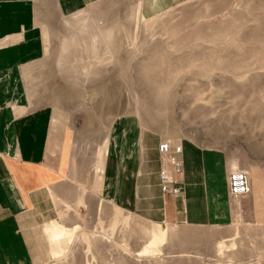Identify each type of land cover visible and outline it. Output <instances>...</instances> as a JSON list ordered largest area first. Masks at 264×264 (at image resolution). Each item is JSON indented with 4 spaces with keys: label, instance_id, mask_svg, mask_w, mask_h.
I'll use <instances>...</instances> for the list:
<instances>
[{
    "label": "rangeland",
    "instance_id": "rangeland-1",
    "mask_svg": "<svg viewBox=\"0 0 264 264\" xmlns=\"http://www.w3.org/2000/svg\"><path fill=\"white\" fill-rule=\"evenodd\" d=\"M154 1L85 0L72 12L36 2L45 55L28 83L32 106L51 107L75 141L64 181L29 208L41 258L25 264H264V203L256 213L252 191L232 200L227 190L231 171L264 178V0H185L159 13ZM125 116L156 146L215 153L225 191L220 173L213 201L210 176L184 179L197 188L195 222L175 215L182 176L166 213L102 196L107 136Z\"/></svg>",
    "mask_w": 264,
    "mask_h": 264
},
{
    "label": "crops",
    "instance_id": "crops-1",
    "mask_svg": "<svg viewBox=\"0 0 264 264\" xmlns=\"http://www.w3.org/2000/svg\"><path fill=\"white\" fill-rule=\"evenodd\" d=\"M37 1L0 0V264H25L41 258L33 243L37 236L40 239L39 230L31 237L25 220L29 208L49 199L50 192L64 181L70 171L75 141L73 129L54 118L51 107L32 106L28 83L35 79L36 65L45 55L41 25L36 18ZM59 1L65 11L72 12L85 0ZM183 1L154 2L160 7L159 13ZM147 135L141 132L134 118H116L107 136L106 164L98 177V181L102 180L101 194L104 199L136 209L138 213L152 214L154 206L163 207L166 213V199L177 200L179 196L161 194L157 139ZM198 151L192 148L186 152L182 146L180 157L184 198L180 196L183 201L177 211L175 206V215L178 213L187 222H195V216L200 213V208L192 203L196 186L190 184L185 188L187 176L201 173L210 176L205 190L213 201L218 192L215 176L220 173V187L225 191L226 173L216 168L215 153ZM249 174L258 213V206L264 203V188L259 189L257 183L264 184V178L254 171ZM224 194L220 195L221 202ZM141 199L145 202L142 206Z\"/></svg>",
    "mask_w": 264,
    "mask_h": 264
},
{
    "label": "built area",
    "instance_id": "built-area-1",
    "mask_svg": "<svg viewBox=\"0 0 264 264\" xmlns=\"http://www.w3.org/2000/svg\"><path fill=\"white\" fill-rule=\"evenodd\" d=\"M160 168L159 189L162 195L177 197L182 192L180 177L183 173L181 161L182 146L162 141L157 145ZM227 190L232 200L247 197L251 192L250 182L245 171H231L227 178Z\"/></svg>",
    "mask_w": 264,
    "mask_h": 264
},
{
    "label": "bare ground",
    "instance_id": "bare-ground-1",
    "mask_svg": "<svg viewBox=\"0 0 264 264\" xmlns=\"http://www.w3.org/2000/svg\"><path fill=\"white\" fill-rule=\"evenodd\" d=\"M247 174V173H246ZM247 176H248V174H247ZM248 179H249V177H248ZM250 181V180H249ZM224 185V184H223Z\"/></svg>",
    "mask_w": 264,
    "mask_h": 264
}]
</instances>
